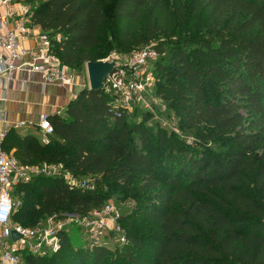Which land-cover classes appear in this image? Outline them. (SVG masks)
I'll list each match as a JSON object with an SVG mask.
<instances>
[{
  "label": "trees",
  "instance_id": "16d2710c",
  "mask_svg": "<svg viewBox=\"0 0 264 264\" xmlns=\"http://www.w3.org/2000/svg\"><path fill=\"white\" fill-rule=\"evenodd\" d=\"M18 1L33 25L61 37L53 53L71 70L108 47L121 53L168 38L156 47L164 54L155 64L158 94L182 129L212 145L183 147L145 124L140 109L130 121L111 94L82 88L64 116H47L54 132L46 143L11 128L2 144L22 165L61 164L96 185L35 176L13 188L11 221L34 227L66 212L85 215L110 194L132 191L152 228L125 234L123 262L264 264V0ZM68 232L56 251H21L23 264H107L102 241L75 246Z\"/></svg>",
  "mask_w": 264,
  "mask_h": 264
},
{
  "label": "built area",
  "instance_id": "2783aa9c",
  "mask_svg": "<svg viewBox=\"0 0 264 264\" xmlns=\"http://www.w3.org/2000/svg\"><path fill=\"white\" fill-rule=\"evenodd\" d=\"M3 11L0 14V78L6 87L13 80L14 72L23 70L27 73H39L45 83L67 85L73 82V73L65 66L60 58L53 53V41H59L60 36L51 37L41 30H36L31 23V9L27 4L18 0H0ZM35 37L34 47L28 48L21 41L27 37ZM157 56L155 49L146 48L134 55L132 64L138 65L139 61ZM117 63L115 69L105 78L103 90L112 95V105L125 111L139 102L135 90L137 80L140 78L135 71V65L126 69ZM38 128L47 138L53 134L54 128L47 116H41ZM5 132L0 131V237L9 238L12 229L21 236L9 243L0 253V264H23L21 251L28 250L35 255H45L56 251L60 246L62 232L68 231L72 224L88 231L95 242L104 239L107 230H120L117 225L118 213L108 204L98 209H93L85 215H72L66 212L59 218H47L34 227H24L13 224L11 213L15 207L12 197L13 188L19 183L29 182L33 177L45 175L62 179L70 188L81 187L93 189L94 183L87 178H78L61 164H42L40 166L22 165L14 156L3 149ZM110 222L104 216L113 215ZM126 243L125 236L123 237ZM33 241V242H31Z\"/></svg>",
  "mask_w": 264,
  "mask_h": 264
},
{
  "label": "rangeland",
  "instance_id": "374dc122",
  "mask_svg": "<svg viewBox=\"0 0 264 264\" xmlns=\"http://www.w3.org/2000/svg\"><path fill=\"white\" fill-rule=\"evenodd\" d=\"M170 3V2H169ZM29 6V5H28ZM170 6L172 7L171 3ZM173 11V10H171ZM168 39V38H167ZM163 35L158 37L156 40L150 42L149 44H144L138 47L132 48L130 51L125 52H117L114 48L108 47L105 50L104 55H102L100 60H115L119 62L121 66L126 69H131L135 64H132V59L134 55L143 51L146 48L155 49L157 52V56L153 58L146 59L144 62L139 61L135 65V71L139 73L140 78L136 81L137 88L135 90L137 96L140 97L139 102H136L131 110L125 111L129 116V120L131 121V114L135 108L140 109L141 111L146 113L145 124L150 125L154 130L163 129L166 131L167 135L177 142V138L181 139L183 143L182 146H194L200 147L201 145L211 146V141L202 142L195 136V131L184 130L181 127L179 116L176 114V111L173 107L169 106V102L163 99L158 94V86L160 79L157 78L155 64L160 58L164 55L157 50V45L165 40ZM109 41V40H108ZM164 60V59H162ZM74 75H84L87 77L85 65L80 68L71 70ZM88 84V83H87ZM140 118L136 121H142ZM38 142H44V137L39 133L37 137ZM155 141H152L148 146L147 150L152 153H156L159 151L155 149ZM224 148L223 145H219L218 149L222 150ZM90 182H93V179L88 178ZM95 184V183H94ZM96 185V184H95ZM129 193V194H128ZM132 191L129 192H114L110 194L106 200L105 204L110 205L113 209L118 213L117 225L120 230L111 229L107 230L104 235V239L102 240L103 244L107 246L108 255L107 264H127L123 262L122 259H119L118 251L125 244L124 236L130 231L132 233H148L151 231L152 226L146 220L142 219V213L139 209H136L134 197L131 195ZM15 207L18 205L17 199L13 198ZM77 214L72 212V215ZM80 215V214H78ZM114 217V214L109 216H104V220L110 222V218ZM122 217V220L120 218ZM47 218L42 219L41 221H45ZM111 227V222L109 223ZM69 232L67 236L72 237V243L76 246H81L85 248H90L93 244H95L93 237L91 234L79 228L78 226L72 224V227L69 228ZM71 239V238H70ZM51 253V252H48Z\"/></svg>",
  "mask_w": 264,
  "mask_h": 264
},
{
  "label": "crops",
  "instance_id": "0c3cea01",
  "mask_svg": "<svg viewBox=\"0 0 264 264\" xmlns=\"http://www.w3.org/2000/svg\"><path fill=\"white\" fill-rule=\"evenodd\" d=\"M2 11L0 6V14ZM33 27L40 30L38 26ZM34 39V36H30L21 43L31 48L35 45ZM69 70L72 73L71 69ZM73 77V82L70 84L60 85L45 83L39 73L19 70L14 72L13 80L6 87L3 79L0 78V131L6 133L13 128L20 136L29 134L37 138L38 134H41L38 128L41 116H64L68 103L82 88L88 87L87 77L81 74H73ZM47 140L48 137H44L42 143H46ZM11 242H13L11 237H0V253Z\"/></svg>",
  "mask_w": 264,
  "mask_h": 264
},
{
  "label": "water",
  "instance_id": "95a60500",
  "mask_svg": "<svg viewBox=\"0 0 264 264\" xmlns=\"http://www.w3.org/2000/svg\"><path fill=\"white\" fill-rule=\"evenodd\" d=\"M116 65V62L110 60L86 62L85 68L88 78V88L91 90L103 89L105 78L115 69ZM20 236L15 229H12L10 237L13 242L19 239Z\"/></svg>",
  "mask_w": 264,
  "mask_h": 264
}]
</instances>
